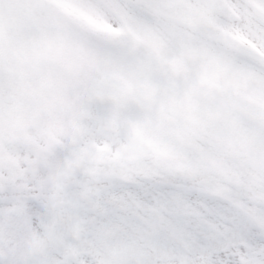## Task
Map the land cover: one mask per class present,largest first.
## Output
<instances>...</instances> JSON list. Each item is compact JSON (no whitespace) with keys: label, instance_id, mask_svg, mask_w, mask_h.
Instances as JSON below:
<instances>
[{"label":"snow or ice","instance_id":"obj_1","mask_svg":"<svg viewBox=\"0 0 264 264\" xmlns=\"http://www.w3.org/2000/svg\"><path fill=\"white\" fill-rule=\"evenodd\" d=\"M0 264H264V0H0Z\"/></svg>","mask_w":264,"mask_h":264}]
</instances>
